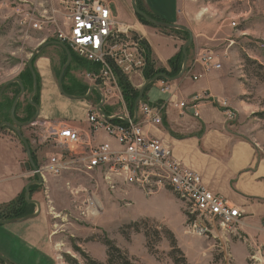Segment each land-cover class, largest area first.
Instances as JSON below:
<instances>
[{"label": "rangeland", "instance_id": "374dc122", "mask_svg": "<svg viewBox=\"0 0 264 264\" xmlns=\"http://www.w3.org/2000/svg\"><path fill=\"white\" fill-rule=\"evenodd\" d=\"M103 1L114 3L109 7L119 21L126 23L127 9L135 20L146 25L134 13L131 0ZM17 6L21 7V12L14 11ZM28 11H33L37 18L49 23L41 24L37 28L23 23L24 15ZM179 13L183 21L190 26L188 28L192 31L193 37L197 36L202 47L215 55L221 64V70L231 78L228 96L230 105L234 109L232 116L236 120L235 129L252 139L258 153L264 157V0H179ZM64 28L63 14L57 0H0V86L9 79L18 77L30 54L43 41L54 39L56 33ZM156 30L180 35L183 44L187 40L186 35L181 32L160 28ZM48 51L53 53L51 68L56 78L61 68L62 51L50 45L40 54ZM245 58L251 62H246ZM151 61L153 63L152 59ZM34 69L36 70L35 67ZM86 73L88 72L83 64L76 58L70 63L66 75L67 78H75L83 85L84 79L89 81ZM157 83L158 80L150 85L145 97L149 90L157 91ZM13 91L16 89L9 87L3 96L10 98ZM95 95L93 91L92 97L88 100H93ZM119 101L108 98L102 108L107 114L111 111L119 113L126 111L124 101L123 104L121 102L119 104ZM148 101L152 103V100ZM19 104L22 110L24 98L20 99ZM20 110L19 114H21ZM10 137L13 141L12 145H7L9 150L14 148L13 145H18L17 137L12 134ZM6 141L11 142L9 139ZM4 146L5 142L0 140V160L6 157ZM54 151L51 147L50 153ZM22 152L11 150V159L14 162L11 167H17V161H21L26 167L27 158ZM50 153L43 154L37 160L38 164L46 162ZM7 167L6 169H10L9 163ZM4 171L5 166L0 165V180H3L2 174H5L6 180L16 182L14 172L4 173ZM30 177L34 179V173ZM119 185L118 188L109 189L97 174L46 175L43 179V187L41 186L39 191L44 211L50 218L53 229L58 233L54 238L56 259L44 256L45 259L40 258L37 264H68L65 256L74 258L78 264H85L74 247L95 260L105 262V246L101 241L104 236L125 254L127 253L132 259V264H174L169 254L171 250L169 242L165 237L160 241L154 236L149 238L155 251L152 253L147 248L143 232L130 231L128 238L122 234V231L126 232V224L139 219H148L152 229L156 224L170 229L168 225L157 219L142 217L146 213L164 218L173 227L177 237L170 230L174 233L177 246L187 264H264V237L257 231L252 230L249 237L241 231L238 224H235L223 227L222 230L218 227L216 232L207 237L199 236L187 232V205L170 190L162 189L168 193L160 191L156 197H153L154 201L149 202L139 193L126 196V185L123 183ZM85 190L95 192L101 202V211L95 217L83 214L86 209ZM30 198H34L33 195ZM18 224L21 223H10L7 226ZM0 226L5 227V225ZM262 226L264 228V222Z\"/></svg>", "mask_w": 264, "mask_h": 264}, {"label": "crops", "instance_id": "0c3cea01", "mask_svg": "<svg viewBox=\"0 0 264 264\" xmlns=\"http://www.w3.org/2000/svg\"><path fill=\"white\" fill-rule=\"evenodd\" d=\"M139 2L144 12L158 19L190 27L179 13V0H139ZM107 3L110 6L114 4L112 1ZM125 24L144 37L155 68H168V61L182 48L183 40L180 35L160 32L153 26L143 25L135 20L127 9ZM206 51L207 49L202 47L197 36H194L192 44L188 47V61L184 74L176 80H166L164 84L158 80L157 91L149 90L147 97L143 100L147 102L152 100V103H149L162 106L161 124L153 126L141 123V119L138 121L141 123L145 136L169 147L175 160L184 168L199 174L203 185L209 191L222 196L242 211L238 226L243 233L250 237L251 231L255 230L264 237L262 226L264 222V157L258 153L252 139L235 129L236 120L232 116L234 109L230 105L228 96L231 78L221 70V67L203 69L199 63V56ZM52 54L49 51L40 54L34 62L39 77V113L33 123L22 128V133L28 141L37 164V160L43 154H49L51 151L47 140L51 128L60 124L69 125L77 129L86 141L88 140L89 124L86 117L89 108L94 104L92 100L67 98L59 92L57 78L51 68ZM194 76H198L197 79H193ZM130 81L131 86L137 90L145 79L143 75H133ZM64 83L68 85V81ZM83 83L88 88L94 85L86 79ZM162 86H166L167 90L162 91ZM180 103H184L185 106L180 107ZM20 111L21 114L17 112L18 116H22V110ZM118 113L111 111L109 116L118 115ZM238 121L237 119V123ZM9 134L16 137L10 129H0V140L5 142L6 156L0 160V165L5 166L4 173L9 171L15 173L16 182L6 180L4 178L6 175L2 174L4 176L3 180H0L2 183L0 206L14 200L26 183L32 180L30 175L33 173L27 162L26 167L21 161H17V167H11L14 165L11 150L25 152L18 138L16 139L18 145H13L14 148L9 150L7 145H12L13 141ZM7 139L11 142L6 141ZM103 141L113 143L111 138L100 132L95 143ZM7 163L10 169H6ZM41 186L43 187V183ZM39 190L40 188L32 193L33 199L40 203L41 210L38 217L19 222L21 224L14 226H0V254L15 264H37L38 260L44 256L56 259L54 238L58 233L53 229L54 226L44 211ZM160 191L168 193L165 190ZM125 193L126 196L139 193L149 202H153V197L158 194L156 192L144 196L142 191L132 186H126ZM142 217L163 222L176 235L173 227L164 218H159L152 213H146ZM97 257L102 260L101 257ZM45 262L47 263L46 260Z\"/></svg>", "mask_w": 264, "mask_h": 264}, {"label": "built area", "instance_id": "2783aa9c", "mask_svg": "<svg viewBox=\"0 0 264 264\" xmlns=\"http://www.w3.org/2000/svg\"><path fill=\"white\" fill-rule=\"evenodd\" d=\"M57 1L65 28L57 32L54 39L64 43L77 57L97 65V71L86 73V76L98 86L104 102L115 98L123 104L118 77L123 76L130 83L131 76L143 75L148 61H151L146 40L119 21L103 0ZM20 8L17 6L14 11L21 12ZM33 11L24 15L23 23L34 28L49 23L37 18ZM199 63L204 70L221 67L210 51L199 56ZM164 81L161 79L162 84ZM161 90L166 91L167 87L162 86ZM96 104L87 112V141L69 125L60 124L51 128L47 140L55 151L46 162L37 164L43 179L46 175L59 176L63 173L80 176L97 174L109 189L118 188L120 183L137 188L146 195L168 189L187 205V232L199 236L207 237L218 227L222 230L240 223L242 211L237 206L209 191L199 174L175 160L169 147L144 135L141 123L160 125L162 106L141 100L135 121L126 109L116 117L120 122H112L95 109ZM179 106L184 107L185 104L180 103ZM100 132L111 138L113 143H95ZM84 205L83 214L89 217L97 216L102 208L98 196L89 190H85Z\"/></svg>", "mask_w": 264, "mask_h": 264}, {"label": "trees", "instance_id": "16d2710c", "mask_svg": "<svg viewBox=\"0 0 264 264\" xmlns=\"http://www.w3.org/2000/svg\"><path fill=\"white\" fill-rule=\"evenodd\" d=\"M137 1V5L138 7L143 10L142 6L140 5L139 0ZM144 11V10H143ZM148 14V13H147ZM150 17L154 18L155 20H159V21H163L161 19H158L150 14H148ZM138 19L143 22L146 25L151 26L148 22H146L142 17L137 16ZM173 32H181L184 35H186V38L188 37V34L184 31H180V30H170ZM49 40H55V39H49ZM62 51V64L65 63L67 56L66 53L63 49H61ZM188 52V49H187ZM71 53V62L75 61L76 58L79 62H81L85 68V70L88 73H92V72H96L97 71V65L87 62L79 57L75 58V54L70 50ZM182 59H183V55H182V51L181 48L179 49L178 53L176 55H174L169 61H168V68H162V67H158L155 68L153 67V63H151V61H148V64L146 66V68L143 71V78L145 80L152 78L154 75L158 74V73H165L166 75L173 77L176 74L179 73L180 69H181V64H182ZM246 62H251L248 58H245ZM70 62V63H71ZM60 65V67H61ZM70 66V64H69ZM69 66L66 68L63 77H62V86L63 89L66 93L70 94V95H84L87 90H88V86L86 84H81L79 83L75 78H67V70L69 68ZM35 70V69H34ZM24 74L26 76H23V73L19 74L18 77L20 78V80L22 81V83L24 84V86L28 89H31L32 86V77H31V73L29 72V70L27 68L24 69ZM36 77H37V91L35 96L33 97V101H35L36 103H39V80H38V76H37V72L35 71ZM58 76V73H57ZM23 80H22V79ZM68 80V85H65L64 81ZM161 80V79H159ZM152 84V83H151ZM149 84L144 91V95L142 97V100H145V92L146 90L150 87ZM118 86L120 88L121 91V95H122V99L124 101L125 107L129 113L130 116H133V104L134 101L138 95V90L134 89L131 84L126 80V78H124L123 76H119L118 77ZM9 87H13L16 89V91L12 92V96L9 98L7 96H1V101H0V107L3 109H6V116H4L2 118L3 120H7L10 121L9 119V108L11 106V103L13 101V98L15 97V95L19 92V88L17 86V84H11L9 85L6 90ZM5 90V91H6ZM4 91V92H5ZM99 96L96 94L95 98H94V103H98L99 102ZM214 104L217 105L216 102H214ZM20 107V104L18 102V104L16 105V110H18V108ZM25 107H28V113L26 115L25 118L19 119L17 118L19 121H25L24 119H29L33 114H34V110L33 107L30 104H26ZM222 110H224L223 108H221ZM104 110V109H103ZM104 112L107 114L106 110H104ZM27 119V120H28ZM112 122H120L121 120L118 118H114L111 120ZM4 129V128H2ZM32 154V153H31ZM32 158L34 163L37 165V162L32 154ZM29 168L30 165L27 162ZM35 178V177H34ZM39 188H41V185H32L30 187V193H29V197L32 195L33 192H35L36 190H38ZM34 211V204H29L25 201L24 199V189L21 191V193L12 201H10L7 204H4L2 206H0V219H10V218H19V217H23L25 215L31 214ZM150 221H148V219H139V220H134L131 221L130 223L126 224L125 228H126V232L122 231V234L125 237H129L130 231L133 232H143L145 238H146V245L147 248L150 252H155L154 248L151 246L150 242H149V238L154 236L156 238L157 241H160L163 237H165L167 239V241L169 242V246H170V258L172 260V262L174 264H187L180 248L177 246V241L176 238L174 236V233L168 229L165 226H160L158 224L155 225V228L152 229V226L149 223ZM143 225V227H142ZM102 244L105 246V253H106V260L105 262H100L98 260L93 259L92 257L88 256L85 252H82V250H80L79 248L74 247V250L76 252H78L82 258L84 259L85 264H132V259L128 257L127 253L125 254L120 248H118L109 238L105 237L101 240ZM2 255V254H1ZM3 256V255H2ZM5 257V256H4ZM6 258V257H5ZM8 259V258H7ZM66 262L68 264H78L77 261L74 258H71L69 256H65ZM9 260V259H8ZM10 261V260H9ZM11 262V261H10ZM1 264H4L1 260H0ZM12 264H15L13 262H11Z\"/></svg>", "mask_w": 264, "mask_h": 264}, {"label": "water", "instance_id": "95a60500", "mask_svg": "<svg viewBox=\"0 0 264 264\" xmlns=\"http://www.w3.org/2000/svg\"><path fill=\"white\" fill-rule=\"evenodd\" d=\"M131 6L134 10V13L137 16L142 17L146 22H148L151 26L156 27V28H160V29H167V30H180V31H184L188 34L187 40L186 42L182 45L181 51H182V55H183V59H182V64H181V69L179 71L178 74H176L173 77H170L168 75H166L165 73H158L156 75H154L152 78L145 80V82L140 86V88L138 89V95L134 101L133 104V118L132 121H135L138 115V105L139 102L142 100V97L144 95V91L145 88L155 82L156 80L159 79H164L167 81H172V80H176L178 78H180L185 70H186V65H187V61H188V53H187V49L188 47L192 44L193 42V34L192 32L187 28L184 27L182 25L179 24H174V23H170V22H166V21H159V20H155L154 18L150 17L146 12H144L143 10H141L138 5L136 0H131ZM50 45H55V46H59L60 48H62L67 56V59L65 61V63L61 66L59 74L57 76V87L59 92L67 97V98H72V99H87L91 93L93 91L96 92V94L99 96L100 100L99 102L96 104L95 109L107 120H112L116 117H119L120 115H114V116H107L104 111L102 110V106L104 105V97L102 96V94L100 93V90L98 88V86L96 85H92L89 86L87 92L84 95H70L68 93H66L63 89L62 86V77L63 74L66 70V68L68 67V65L71 62V53L70 50L68 49V47L59 41L56 40H47V41H43L39 47L34 50L29 58L27 59V67L32 75V91L31 93L28 95V101L35 107V114L34 116H32L28 121L25 122H21L19 121L16 117H15V107L19 101V99L23 96L25 90H24V86L21 82V80L18 77H14L12 79H9L8 81L4 82L1 84L0 86V97L2 96V94L4 93V91L6 90V88L11 85L12 83H17L19 86V93L15 96L14 100L12 101L11 107H10V121H5L0 123V129L3 127H6L8 129H10L18 138V140L21 142L23 148H24V152L27 158V162L29 163L32 171L34 172V176L35 178L28 181L26 183V185L24 186V199L27 203L29 204H34L36 206V209L34 210L33 213L25 215L23 217H19V218H10V219H0V225H7L10 223H19V222H23L32 218H35L38 216V214L40 213L41 207H40V203L29 197V193H30V187L32 185H40L43 183V178L40 175V173L38 172L37 169V165L34 163L33 158H32V154H31V150L28 144L27 139L25 138V136L22 133V128H25L27 126H29L31 123H33L39 113V108L37 105L32 103V96L34 95L35 91H36V76L33 70V66H32V60L33 58L38 55L45 47L50 46ZM125 120L126 118L124 116H122ZM0 260L4 263V264H12L7 258H5L4 256H2L0 254Z\"/></svg>", "mask_w": 264, "mask_h": 264}, {"label": "flooded vegetation", "instance_id": "af4514ba", "mask_svg": "<svg viewBox=\"0 0 264 264\" xmlns=\"http://www.w3.org/2000/svg\"><path fill=\"white\" fill-rule=\"evenodd\" d=\"M53 46H55V45H53ZM56 47H58V48H60L59 46H56ZM60 49H62V48H60ZM41 53V52H40ZM40 53L38 54V55H36L34 58H33V60H32V66H33V70H34V62H35V60L37 59V57L40 55ZM26 63H27V61H26ZM63 65V64H62ZM61 65V66H62ZM69 66V65H68ZM25 68H27L28 69V67H27V64H25V67H24V69ZM24 69L22 70V71H20V74L21 73H23V76H26L25 74H24ZM29 70V69H28ZM35 71L36 70H34V73H35ZM30 72V71H29ZM37 72V71H36ZM35 76H36V74H35ZM37 76H38V74H37ZM31 77H32V75H31ZM19 78V77H18ZM57 78V77H56ZM20 79V78H19ZM22 79V78H21ZM23 80V79H22ZM38 80H39V77H38ZM66 81H67V79H66ZM22 82V81H21ZM15 83V82H14ZM14 83H12V84H14ZM36 83H37V77H36ZM15 84H17V83H15ZM23 84V83H22ZM37 85H38V83H37ZM66 85V84H65ZM17 86H18V84H17ZM23 86H24V84H23ZM18 88H19V86H18ZM29 88V87H28ZM28 88H26L25 86H24V90H25V92H24V94H23V96L22 97H24V106H23V108H22V116H18V111L20 110V107L18 108V110L17 111H14V113H15V117L16 118H19V119H22V118H25L26 117V115H27V113H28V107H25V105L26 104H30L32 107H33V110H34V114H35V107L28 101V95L31 93V91H32V86H31V89H28ZM36 91H37V86H36ZM36 91H35V93H34V95L32 96V103L33 104H35V105H37L38 106V108H39V103H36L35 101H33V97L35 96V94H36ZM19 93V92H18ZM17 93V94H18ZM27 93V96H25V94ZM93 93V92H92ZM92 93H91V95L88 97V98H90V97H92ZM96 93V92H95ZM12 94V93H11ZM16 94V95H17ZM15 95V96H16ZM12 96V95H11ZM15 98V97H14ZM14 98H13V100H14ZM87 98V99H88ZM94 98H95V96L92 98L93 100H94ZM92 100V101H93ZM100 100V99H99ZM0 101H1V97H0ZM19 102V101H18ZM94 102V101H93ZM12 104V103H11ZM18 104V103H17ZM11 107V106H10ZM15 110H16V107H15ZM9 112H10V108H9ZM6 114V109H3V108H1L0 107V123H2V122H5V121H7V120H3L2 121V118L4 117V116H6L5 115ZM34 114L32 115V116H34ZM31 116V117H32ZM38 116V115H37ZM30 117V118H31ZM29 118V119H30ZM37 118V117H36ZM9 119H10V115H9ZM28 119V118H27ZM27 119H24L25 121H28ZM25 121H21V122H25ZM3 128H5V129H8V128H6V127H3ZM41 185V184H40Z\"/></svg>", "mask_w": 264, "mask_h": 264}]
</instances>
